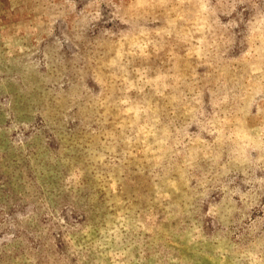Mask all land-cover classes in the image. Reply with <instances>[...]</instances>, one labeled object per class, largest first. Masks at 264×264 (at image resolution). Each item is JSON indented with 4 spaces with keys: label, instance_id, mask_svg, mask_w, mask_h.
<instances>
[{
    "label": "rangeland",
    "instance_id": "rangeland-1",
    "mask_svg": "<svg viewBox=\"0 0 264 264\" xmlns=\"http://www.w3.org/2000/svg\"><path fill=\"white\" fill-rule=\"evenodd\" d=\"M0 264H264V0H0Z\"/></svg>",
    "mask_w": 264,
    "mask_h": 264
}]
</instances>
